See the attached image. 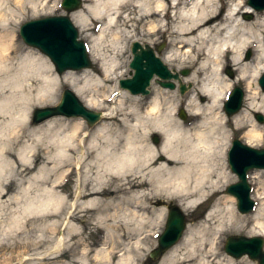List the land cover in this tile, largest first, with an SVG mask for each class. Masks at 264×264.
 Here are the masks:
<instances>
[{
    "label": "bare ground",
    "instance_id": "obj_1",
    "mask_svg": "<svg viewBox=\"0 0 264 264\" xmlns=\"http://www.w3.org/2000/svg\"><path fill=\"white\" fill-rule=\"evenodd\" d=\"M50 2L0 0V83L5 88L0 95L5 113L0 116V234L18 239L19 246L23 241L32 242L28 231L35 229L34 223L27 227L31 217L51 214L50 221L40 224L44 232L33 243L52 242L50 252L67 258L70 251H63L64 234L77 238L71 248L75 250L80 245L82 250L65 264H134L135 256L145 250L147 234L163 225L166 218L168 209L156 207L155 203L164 197L183 199L187 201L183 209L190 213L192 207L202 203V197L209 196L217 201L215 208L205 220L188 226L160 264H259L247 256L237 259L224 254L220 246L222 235L231 228L255 235L264 233V170L255 175L259 188L253 196L259 205L253 219L239 214L236 198L225 190V182L234 178L227 160L229 122L233 121L238 129L247 126V143L258 146L264 142V125L251 117L257 109L264 108V90L258 86L264 70V13H258L255 22L243 20L240 12L250 11L243 0H235L238 7H230L226 14L219 6L222 0H97L94 7L92 0L83 9L73 11L71 17L84 31L90 30L93 18L106 19L93 37L91 50L94 60L106 66L103 78L91 69L57 74L47 55L20 40L19 25L29 16L48 14ZM171 4L174 16L167 12ZM137 22L147 30L149 42L163 36L168 39L171 47L162 57L167 63L177 62L173 69L179 74L174 79L176 88H157L147 110L138 105V96H127L130 104L124 105L127 92L121 90L118 107L102 113V117L112 120L91 129L82 117L63 114L38 124L32 122L34 107L55 102L65 78L73 81L72 88L88 107L96 108L98 95H109L106 78L124 67L122 57L128 54L124 45L132 38L125 35H133L131 28L139 27ZM252 39L259 48L253 59L246 60L243 54ZM226 46L230 61L237 65L239 82L247 87L243 109L229 120L223 107L217 110L212 104L217 91V68L219 76L228 82L224 95L235 84L228 71L224 73L222 55ZM179 66L186 67L188 75H183ZM189 82L194 84V90L186 96L187 108L196 116L191 124H185L182 116H174L180 101L174 93L178 85ZM201 97L208 102L202 104ZM222 118H226V124L219 134L209 135ZM145 125L148 134L142 135L139 129ZM157 130L164 132L168 140L160 147L154 145ZM221 137L226 142L222 148ZM159 153L166 159L158 160ZM170 157H182L187 167L178 169L176 159ZM72 167L78 181L70 198L69 183L61 185L72 174ZM218 168L224 169L223 182L217 178ZM14 181L27 184L10 194L9 202L5 197ZM91 225L107 229L94 261L89 256L91 244L84 236V227ZM126 235L128 241L124 242ZM115 251L120 255L116 263ZM13 252L5 254V258H11Z\"/></svg>",
    "mask_w": 264,
    "mask_h": 264
},
{
    "label": "rangeland",
    "instance_id": "obj_2",
    "mask_svg": "<svg viewBox=\"0 0 264 264\" xmlns=\"http://www.w3.org/2000/svg\"><path fill=\"white\" fill-rule=\"evenodd\" d=\"M128 23L130 24L131 22H128ZM137 25H139V27H137L135 29L131 28L132 29L131 34L138 35L139 37H141V39L143 40V42H146V40L148 39V32H147V30H145L142 27V22H139V23L137 22ZM127 36H131V35L126 34L125 37H127ZM124 40L125 39H123V42H124ZM157 42L158 43H161L162 42V38L160 40H158ZM123 61H124V64L126 65L127 64V56L126 57H123ZM171 65L176 66V62L174 64L172 63ZM109 84H113V82H111ZM172 95H173V93H172ZM126 103H128V101ZM143 109H145V107H143ZM258 113H259L258 111L255 112V113H253L251 117L257 119V114ZM154 133H155V131H154ZM149 141H150V143L153 144V142L151 141L150 138H149ZM159 160H161V159L159 158ZM171 163H174V161L171 160ZM73 188L74 187L72 186V184H69V186L67 188L68 189L67 191L69 193L70 198L74 194L73 193ZM14 190L17 192V190H18V184H14V186H12V189L9 190V194H7V196L5 197L6 199H10L9 202L11 201V198L9 196H10L11 193L14 192ZM170 200L171 199H168V198H165L164 197V198H162V199L159 200V202L157 203L158 205H156V206H158L160 208H162V207H166V208L169 207L170 208L172 205L178 204V201H179V200H176V199L175 200H172V201H170ZM168 203H169V205H168ZM216 204H217V201L214 198H212L210 200H206L205 202H203L202 204H200L198 206L192 207V209L190 211V213H192V214H189L187 216L188 221L196 222V220H199L198 218H200L201 220L204 219V216L206 215L207 211L208 212H211V210L215 208V205ZM12 205H16L13 202V200H12ZM165 205H168V206H165ZM183 205H185V204H183V202H181V206L182 207H183ZM222 206H224V205H222ZM186 208H188V207H186ZM9 209H11V208H9ZM48 217L50 218L51 215H49V216H43V214H39V215H35L34 218L32 219V222H31V224L28 227H30L32 225V223H34L35 229L33 231H30L29 230L28 231L29 232L28 236L29 237H32L33 241L36 238H40V236L42 235L40 232H44V231H42L43 228L41 227L40 224H42L44 220H46V221L49 220L50 221V219ZM197 222H199V221H197ZM233 229H234L233 232H229L228 234H230V233H234V234L235 233L247 234V230H244V231H241V232H237L236 228H233ZM84 231H85L84 232V236H85L86 240L89 241V242H91L92 239H93V236L96 234L97 228H94L91 225V226H87L86 228L84 227ZM46 234L47 233H45V235ZM66 239H67L66 240L67 242H72V241H74V239L77 240V238H73V237H69L68 238V236H67ZM33 241L32 242H28V241L21 242V245L22 246L21 247L20 246L19 247L17 246V247L14 248V252H13V255L11 256V258H5L6 255H10V253L12 251V248H10L11 247L10 245H13L12 244L13 243V240L10 241V239H8L6 237L4 238L3 235L0 234V264H65V262L67 260L66 256H63V255L60 256V255H58V252H55V253L50 252V246H51L52 242L51 243H47V244L40 243V244L35 245L33 243ZM152 243H153V245L155 244L154 241L153 242H150V244H152ZM25 245H26V247H28L27 249H25L26 248ZM24 249L31 256H33V258H26V254L27 253L25 251L22 252V250H24ZM94 255L95 254H89V256H94ZM44 256L47 257V258H49V259L48 260L47 259L42 260V258ZM117 261H118L117 259L113 260L114 263H116Z\"/></svg>",
    "mask_w": 264,
    "mask_h": 264
},
{
    "label": "clouds",
    "instance_id": "obj_3",
    "mask_svg": "<svg viewBox=\"0 0 264 264\" xmlns=\"http://www.w3.org/2000/svg\"><path fill=\"white\" fill-rule=\"evenodd\" d=\"M97 0H93V7L95 6ZM108 2H111V0H108ZM98 19L100 17H97ZM64 83H67L69 85V87H73V81L68 79V78H65L64 80ZM5 91V88L3 86V83H0V95H3ZM55 90H53L54 92ZM201 91H205V94L207 95L208 92L205 90V89H201ZM228 91V82L224 79H222L220 76H219V68H217V91L215 92L214 94V98L212 100V104L213 106L219 110L221 107H223V105L221 104V99L223 100H227L228 97L226 95H224V93H226ZM251 107V106H250ZM258 111H261L262 113H264V108H260V109H257ZM174 111V109H173ZM5 115L4 111H3V101H0V116H3ZM260 121L264 122V115H261L259 117ZM226 124V118H222L216 125V127H214L212 129V132L209 133V135H218L219 134V129L220 128H223ZM140 132L142 135H147L148 134V126L145 125L143 127H141L140 129ZM247 130V126H245V128L242 130V135H243V131H246ZM3 139V134L2 132H0V140ZM166 143L168 142L167 140V137H166ZM247 143V141H245ZM226 142L224 141V139L221 137L220 139V145H221V148L223 147V145L225 144ZM250 147H255L254 144H249ZM2 151V150H0ZM170 159H176L177 161V166H178V169H182V168H185L187 167V161H185L182 157H170ZM223 172H224V169L223 168H218L217 169V178L218 180H220V182H223Z\"/></svg>",
    "mask_w": 264,
    "mask_h": 264
}]
</instances>
